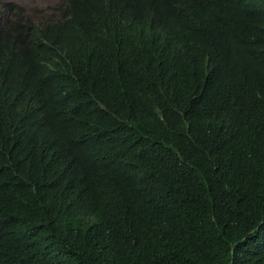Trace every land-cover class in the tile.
<instances>
[{
  "label": "trees",
  "instance_id": "16d2710c",
  "mask_svg": "<svg viewBox=\"0 0 264 264\" xmlns=\"http://www.w3.org/2000/svg\"><path fill=\"white\" fill-rule=\"evenodd\" d=\"M0 29V264H264V0H62Z\"/></svg>",
  "mask_w": 264,
  "mask_h": 264
},
{
  "label": "clouds",
  "instance_id": "9594fccd",
  "mask_svg": "<svg viewBox=\"0 0 264 264\" xmlns=\"http://www.w3.org/2000/svg\"><path fill=\"white\" fill-rule=\"evenodd\" d=\"M22 5L23 0H15L13 3L6 5L7 9L0 19V29H6L16 22L31 25L34 27L31 31L34 32L38 41L48 46H50L47 41L49 36L44 31L50 27L60 26L70 18L67 14V5L62 3V0H59L58 4L52 9L51 14H45L44 10H39L36 11L38 15L35 17L29 16Z\"/></svg>",
  "mask_w": 264,
  "mask_h": 264
},
{
  "label": "rangeland",
  "instance_id": "374dc122",
  "mask_svg": "<svg viewBox=\"0 0 264 264\" xmlns=\"http://www.w3.org/2000/svg\"><path fill=\"white\" fill-rule=\"evenodd\" d=\"M15 0H0V19L4 16L7 9L6 5L13 3ZM59 0H23L22 7L26 10L27 14L35 17L36 11L44 10L45 14H51L53 8L58 4Z\"/></svg>",
  "mask_w": 264,
  "mask_h": 264
}]
</instances>
